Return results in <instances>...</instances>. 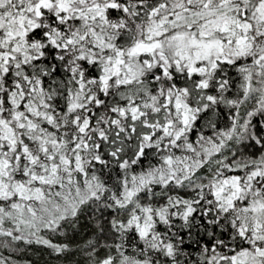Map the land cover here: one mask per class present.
<instances>
[{
	"label": "snow or ice",
	"instance_id": "6c2138e0",
	"mask_svg": "<svg viewBox=\"0 0 264 264\" xmlns=\"http://www.w3.org/2000/svg\"><path fill=\"white\" fill-rule=\"evenodd\" d=\"M0 264H264V0H0Z\"/></svg>",
	"mask_w": 264,
	"mask_h": 264
}]
</instances>
